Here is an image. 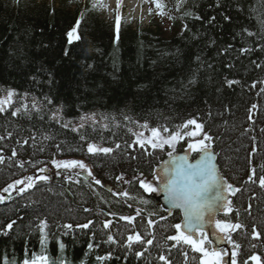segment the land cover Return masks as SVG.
<instances>
[{"label": "trees", "instance_id": "trees-1", "mask_svg": "<svg viewBox=\"0 0 264 264\" xmlns=\"http://www.w3.org/2000/svg\"><path fill=\"white\" fill-rule=\"evenodd\" d=\"M170 1L175 6H166V10H173L175 14L170 20L171 33H166L158 22L133 26L126 25L122 19L117 41L115 19L103 18L97 6L93 7L89 0H54L52 3L48 0H19L18 3L16 0H0V92L15 89L18 94L12 105L0 113V137H4L0 139V155L4 157L0 162V191L36 167H49L53 159L85 157L95 167V173L106 182L123 174L124 181H130L126 183L127 187L134 184L144 193L132 177L154 173L157 166L154 157L156 161L163 160L171 149L167 145L164 149L141 148L136 143V132L145 122L149 129L167 127L170 131H183L177 126L196 118L204 124V131L213 137L212 147L218 153L224 175L243 186L246 183L245 193L241 195L242 202H246L244 209L233 211L229 216L233 222L236 217H242L248 230L247 241L238 242L240 248H253L255 244V248L262 249L264 237L256 242L251 231L255 225L257 231L264 233V188H255L258 174L264 175V93H261L264 84L257 83L255 88L251 85L264 81V69L255 68L251 61L264 63V53L259 50L255 54L241 53L240 48L253 47L256 38L240 35L233 39V35L240 32L241 26L260 34L261 26L257 20L264 18V0H248L255 9L249 19H245L247 12H233L232 26L207 30L199 22L185 18L184 13L193 11V6L198 5L204 14H208L210 0H184L180 7H177L178 0ZM78 18L81 21L77 28L80 39L69 44L67 32L76 26ZM185 23L193 31L206 30L208 36L217 41L212 48L203 49V58L214 66L213 69L202 68L200 83L187 93L180 86L182 80L186 83L185 58L177 60L174 56L177 48L187 50L189 47L186 40L191 33L182 34ZM260 42L264 43V40ZM198 43L202 45L204 41ZM229 43L233 45L232 49L227 53L220 51ZM65 49L69 52L67 57L63 55ZM229 64L230 68L227 67ZM88 65L92 67L88 68ZM41 66L55 71L54 84L45 82L46 73H38ZM32 75L44 82L42 87L33 83ZM113 76L117 78L113 80ZM225 77L240 83L228 87L222 82ZM24 92L31 95L21 99L20 94ZM45 95L53 103L49 104ZM33 97L35 108L32 107ZM25 103L28 104L27 112L22 107ZM253 104L257 106L255 109H252ZM16 108H20V113L12 116L11 112ZM57 109H61L57 114L59 118L53 119ZM91 113L96 114V124L76 127L81 116ZM162 135L168 133L162 132ZM81 136L85 139L81 140ZM89 142L112 147L114 152L89 154ZM116 143L121 145L119 149H115ZM57 145H60L59 150ZM13 150L16 156L12 155ZM149 155H154L151 166ZM21 161L23 168L20 167ZM253 167L256 176L249 181ZM50 184L0 204V264L22 261L25 248L33 250L36 255L41 254L35 230L37 218H47L53 232L62 231L55 227L57 225L94 222L89 229L74 228L72 237H62L68 244L63 252L49 241V254L57 259L58 264L61 259L68 264H164L159 260L160 255L168 257L172 264H189L187 259L181 258L184 252L188 257L193 254L194 262L199 264L200 254L188 246L171 248L173 241L165 239L167 233L160 235L158 242L152 236L149 239L156 240L153 244L134 245L131 251L125 252L121 245L127 235L135 231L141 233V229L148 225L151 217L147 211L135 217L137 210H131L127 200L122 201L123 216L128 213L135 219L131 224L126 221L128 228L125 229L119 228L124 220L116 216L113 220L115 228L105 229L103 223L109 219L104 213H86L79 198L74 204L62 186L54 182ZM80 185L83 186L82 182ZM84 187V191L93 196L90 188ZM89 198L82 205L93 206V198ZM103 208L107 209L105 205ZM108 209L111 211L112 206ZM10 221L16 223L5 236L2 231L8 230L3 226ZM160 223L164 227L176 222L173 218H166ZM158 231L151 230V234ZM93 232L96 233L94 243L100 246L88 250L87 243ZM108 234H113L118 243H105ZM73 238L75 244L71 242ZM144 239L147 240V236L144 235ZM109 251L114 254L112 259H96ZM136 251H144V256L136 257ZM117 256L120 259H116Z\"/></svg>", "mask_w": 264, "mask_h": 264}, {"label": "snow or ice", "instance_id": "snow-or-ice-1", "mask_svg": "<svg viewBox=\"0 0 264 264\" xmlns=\"http://www.w3.org/2000/svg\"><path fill=\"white\" fill-rule=\"evenodd\" d=\"M18 3L19 0H16ZM155 3V7L159 9L161 7L160 0H153ZM184 3V0H178L177 7H180ZM116 15L114 21L115 28V39L119 40V33L121 27V0H116ZM97 5L94 4L93 7ZM101 7H107L102 3L99 5ZM194 10L191 12H185L184 16L187 19H191L194 22H199L204 29H224L225 27H230L233 25L234 17L232 15L233 12L244 14L248 13L245 16V19H249L255 13V9L252 8V5L248 3V0H210V3L207 6V13L204 14V11L199 8L198 5L193 6ZM54 11V10H53ZM152 9L149 8V14H151ZM160 15H166L164 11L159 12ZM83 13H81V17ZM264 17V14H262ZM168 19H173L171 15H168ZM80 19L76 20V26L72 27L71 30L67 32L68 43L71 44L74 40H79L80 36L77 32V28L80 25ZM257 23L261 26L260 34L258 35L257 31L250 30L247 26H241L240 32L233 35V39H236V36L246 35L249 38H256L253 47H241V53H254L259 50V52L264 53V43L260 41L264 40V18H260L257 20ZM196 30L193 31L188 23H185L182 27L183 33H191V35L187 38L186 44L189 45L187 50H182L177 48L174 56L177 60H180L181 57L185 58V62L187 64V73H186V83L182 80L180 82V86L187 93L189 89L200 83L201 78V69H213V65L208 63L203 58V49L212 48L216 45L217 41L213 37H209L207 31ZM204 41V44L200 45L198 42ZM47 47V46H45ZM233 45L228 44L227 47L221 49L220 51L227 53L229 49H232ZM219 54V53H218ZM63 55L67 57L69 52L67 49L64 50ZM255 68L264 69V63H259L256 60L251 61ZM194 65V67H193ZM92 65H88V68H91ZM227 67H231V65H227ZM115 71H119L118 68L115 67ZM39 74L46 73L45 82L48 85L54 84L55 81V71L53 69H44L41 66L38 69ZM113 80L117 77L113 76ZM31 80L33 83L40 84L43 86L44 82H41L38 79L37 75H32ZM226 83L228 87H232L236 84H239V80L227 79L224 78L222 81ZM257 83L264 84V81L253 82L251 87L255 88ZM219 91V89H218ZM261 93H264V88H261ZM18 95L15 89H8L5 98H0V113L5 112V105L11 106L13 102V97ZM21 95V99L28 97L31 95L29 92H24ZM45 100L49 104L53 103V101L45 95ZM206 103V101H205ZM25 112L28 111V104H23ZM32 107L35 108V97L32 100ZM257 106L255 104L252 105V109H255ZM61 111V109H57V112L53 113V119H56L57 114ZM251 111V109H250ZM20 113V108H16L15 111L11 112L12 116H17ZM211 116V113H209ZM107 119V117H104ZM80 121L90 120L93 123H96V114H85L81 116ZM125 119H129L125 117ZM251 119V116H249ZM58 122V121H57ZM64 127H68V124H64ZM190 126H194L192 130H188ZM80 127H83V123H81ZM107 128V125H104ZM142 127L147 128V122H145ZM183 131L177 130H169L167 127L151 128V137L141 138L143 137V133L135 134L137 136L136 143L140 145L141 148L145 146V144H150L153 149H164L165 145L171 149L167 153L170 158L168 161L164 162V167L159 171L154 170V174L151 179L147 177H143L141 174V178L132 177V179H138L139 187L146 193H156L161 192L164 194L165 200L170 205L169 208L166 209L169 215L172 213V209H178L183 213V220L181 223H176L172 225L175 229V235H168L165 237L166 240L174 241L176 245L181 243L185 245H189L194 253H200L199 264H238V249H240L241 245L236 243L231 236V233L243 227L240 223H232L229 219H216V216L223 212L225 217L228 216L229 213L233 212V208L231 207V201L225 195V193H231L235 195L240 189L233 187V185L229 184L224 177L221 175L219 171V166L216 163V154L212 150V141L213 137L208 132L204 131V124L197 121L196 118L187 119L183 124L177 126ZM77 131L78 129H73ZM163 133H168V135H162ZM11 136V133L8 134ZM198 139H194L196 137H201ZM187 140V148L185 150V154L180 155L177 154V144L185 140ZM0 139H4V137H0ZM85 137L81 136V140H84ZM255 139V137H253ZM27 143V141H24ZM57 149H60V145L56 146ZM121 145L119 143L115 144V149H119ZM87 151L89 154H104L108 155L114 152L112 147H104L98 146L95 143L89 142L87 144ZM194 152L197 154L198 158L194 160H190L188 156V152ZM255 151V149H253ZM12 155L16 156L17 153L15 150L12 151ZM4 160V157L0 155V162ZM53 165L57 169H81L87 172L88 176H92V171L88 166L81 160H56L53 159L51 161ZM20 167H24V163L20 162ZM41 173L46 172L47 168H39ZM59 174V173H57ZM79 175V173H77ZM256 176V169L253 167L251 169V174L248 176V180L252 181L253 177ZM50 176L41 175V176H26L23 179L14 180L12 183L8 184L6 187L2 189L3 193H9L10 190L15 189L16 191L23 193L27 189L33 188L36 186V181H46L49 180ZM68 179H71L69 176ZM95 184L100 185L102 181L98 178L93 177ZM117 180H123V174L116 177ZM125 183H130V181H124ZM258 183L261 188H264V175L258 177ZM20 186V187H17ZM119 195L128 197L129 193L126 190H121ZM6 197L0 194V201H3ZM148 203L147 200L144 201ZM130 206V205H129ZM88 211V209H85ZM111 215L115 216V213ZM136 215L139 216L140 212L137 210ZM155 215V213H153ZM121 220L127 221L129 224L135 219L133 216H121ZM161 219H166V217L161 216ZM38 223L36 224V233L39 246L41 248V254L36 255L33 250L25 248V258L17 262V264H58L57 259H54L49 254V249L47 247L49 241H51L61 252L67 249L68 244L64 242L62 237L73 236V229H89L90 225H93L94 222L89 220L87 223H77L73 224H64L57 225L55 227L61 228L62 231L53 232L49 225L47 218H37ZM16 221H10L3 227L8 231H2V234L7 236L9 231L14 228ZM148 225L152 226L155 222L152 219L148 220ZM112 224L111 220H105L103 223V228L108 229ZM205 225H214L215 230H218V233L223 235H218L217 231H213L212 235L217 236L218 242L226 241L229 244H232V250L229 253V250L226 248L220 247H209L213 244V241L209 239V234L205 231ZM252 237L253 239L259 240L264 237V233L257 231L255 225H253L252 229ZM96 239V233H92L91 240L87 243V249L92 250L94 248L99 247L100 245L94 243ZM73 244H75V239L71 240ZM105 243L109 244H117L115 236L108 234L107 240ZM151 245L153 244V239L145 240L140 232L135 231L131 234L127 235L126 241L122 243V248L125 252L133 249L134 245ZM253 248L256 247L255 244L252 245ZM136 257H143L144 251H136ZM113 252L109 251L105 256H97L96 259L98 261H106L113 258ZM184 257L187 259L188 253H183ZM225 257H229V260L226 261ZM127 259V256L124 257ZM6 259V258H5ZM116 259H120L119 256ZM159 260L163 261L164 264H172V261L164 256L160 255ZM195 260V257H193ZM252 261L254 264H262V259L259 255H251L248 257V260L243 261V264H248V262ZM59 264H68L66 260H60Z\"/></svg>", "mask_w": 264, "mask_h": 264}, {"label": "rangeland", "instance_id": "rangeland-1", "mask_svg": "<svg viewBox=\"0 0 264 264\" xmlns=\"http://www.w3.org/2000/svg\"><path fill=\"white\" fill-rule=\"evenodd\" d=\"M153 2V0H146L147 3H150V2ZM109 5H110V0H107L106 1ZM154 3V2H153ZM108 4H104L106 5L107 7H103V10H104V14L105 16L109 15L110 14V11L112 10H116V0L115 2L112 4V5H108ZM137 3H135V0H121V9L123 8V11H124V8H129L128 12L126 13L127 14V21L130 19V18H134V19H138L140 22H141V25L143 26H146L147 23H151V18L152 16L149 14V8H153V13L154 14H157L156 17H155V21L156 22H160L161 23V26L163 28V30L166 32V33H171L172 32V22L170 21V19H168V15H171L173 14V11H168V12H165L166 15H160L159 12H161V10L159 9H155L156 7H154V5H148L145 6L143 5L141 8L140 7H137ZM134 6V7H133ZM133 24V23H132ZM6 94H7V91L3 90L2 92H0V98H5L6 97ZM13 101H14V97H13ZM8 106V105H5V107ZM56 118H59V115H57ZM96 121L98 122L97 120V117H96ZM96 122V123H97ZM81 123H83V126L87 123H91L93 124L92 121L90 120H86V121H80L78 122V124L76 125V127H80ZM94 123V124H96ZM141 127V126H140ZM194 126H190L188 130H192ZM181 131V130H180ZM138 133H143V137L141 138H148V137H151V129L149 128H145V127H142L138 132H136V134ZM198 138H202L201 137H196L194 139H198ZM136 140H137V136H136ZM188 138L186 137L185 140H182L180 141L178 144H180L181 142H185L187 141ZM98 145V144H97ZM99 146V145H98ZM147 146H151L150 144H145L144 147H147ZM56 160H81L83 161L87 166L88 168L91 169L92 171V176H88L87 172L84 171V170H81V169H63V168H59L57 169L55 167V165H53L52 163L50 164L48 170L50 173H52V175H56V171L58 170L60 172L61 175L57 176V180L59 183H69V182H73L74 180V175L77 174V173H80V175L84 174L85 176H87L88 178L91 179V181H85L86 184L88 185V187L90 188V191H91V194L93 196H91L89 194V192L87 191H84V187L83 186H78L76 184L73 183V185H71V189L77 194L75 195L76 198L78 199L79 198V201H80V204H81V208H82V202L84 203L85 200L89 201L90 198H93V202L92 203H96L95 205L91 206L90 208V211H86V213H90V212H93V213H97V214H101V207H103L104 205H111V204H117L118 203V206H117V210H120V207H121V202L123 201L122 200V197L125 198L126 200H129L131 201L132 203H134V205H136L135 208H138L137 210H139V212H142V211H147L148 212V215L151 217L150 219H152L155 223L152 225V226H149V225H146L145 227H143L141 229V235L144 237L147 236V238H151L152 236L157 239V242H158V237L160 235H164V233H167V236L171 234V226L168 228V226H162V222L160 223V221L162 220L161 219V214L157 211V209H152L150 208V199H148V197L145 195V193H141L139 191L137 192H132V194L130 192L129 193V196L128 197H125V196H119L117 194V192H112V194L108 195L105 193V191L101 188H99V186L101 185H97L95 184V181L93 179V177L95 178H98V176L96 174H94L93 172V169L92 167L89 165V163L84 160L83 158H80V157H71V158H67V159H56ZM71 177V179H68V177ZM23 179V178H22ZM38 182V180L36 181V183ZM14 190V189H12ZM11 192V190L9 191ZM121 191H118V193H120ZM147 200L148 203H145L144 201ZM124 202V201H123ZM86 203V202H85ZM95 208H100V210L98 209H95ZM122 211V210H120ZM153 213H155V215H153ZM112 221V220H111ZM113 222V221H112ZM125 225L123 226H120L119 228H123ZM111 228H113V226L111 225L110 226ZM109 227V228H110ZM151 230L153 232H157L158 230V233L155 234V235H152L151 234ZM176 234V233H175ZM156 241V240H154ZM181 245V247L184 248V246H188L187 248L191 249V247L189 245H185L183 243L179 244ZM210 247V246H209ZM172 248V246H171ZM169 252H171V250L168 249ZM173 254H175V252L172 251ZM200 254V253H198ZM201 255V254H200ZM193 257V254L191 255V257H187V260L189 261L188 263L189 264H192V263H195L196 264V261L194 262V260L192 259ZM181 258H183V260H185L186 258L184 257V255L181 256ZM177 262V261H176ZM178 263V262H177Z\"/></svg>", "mask_w": 264, "mask_h": 264}, {"label": "water", "instance_id": "water-1", "mask_svg": "<svg viewBox=\"0 0 264 264\" xmlns=\"http://www.w3.org/2000/svg\"><path fill=\"white\" fill-rule=\"evenodd\" d=\"M213 150V149H212ZM213 152H214V150H213ZM215 153V152H214ZM177 154H180V155H183V154H185V151H183V152H179V153H177ZM188 156H189V159L191 160V152L189 151L188 153ZM216 154V153H215ZM196 158H198V157H196ZM170 158L168 157L165 161H168ZM194 160V159H193ZM164 161V162H165ZM164 162L158 167V169H157V171H159L160 169H162L163 167H164ZM216 163L218 164V161H217V154H216ZM219 166V165H218ZM219 171H220V169H219ZM221 173V172H220ZM221 175H222V173H221ZM223 176V175H222ZM224 177V176H223ZM224 179L226 180V178L224 177ZM227 181V180H226ZM225 195L228 197V193L226 192L225 193ZM159 199L161 200V203H162V205H163V207L165 208V209H167V208H169L170 207V205L168 204V202L165 200V198H164V194L163 193H161L160 192V196H159ZM88 209V208H87ZM174 210H176V209H172V212L174 211ZM178 210V209H177ZM180 211V210H179ZM182 213V212H181ZM220 213H222V212H220ZM219 213V214H220ZM182 216H183V213H182ZM205 231L209 234V239H211L212 241H213V247H220L221 246V242H218V240H217V236H213L212 235V233H213V231H215V229H214V225H205ZM217 234L218 235H221L220 233H218L217 232Z\"/></svg>", "mask_w": 264, "mask_h": 264}, {"label": "flooded vegetation", "instance_id": "flooded-vegetation-1", "mask_svg": "<svg viewBox=\"0 0 264 264\" xmlns=\"http://www.w3.org/2000/svg\"><path fill=\"white\" fill-rule=\"evenodd\" d=\"M112 180V179H111ZM113 181V182H112ZM112 181H110V182H112L113 183V185H112V188L110 189V190H108L111 194H112V192H116V187L114 186V185H121V186H123L124 184H123V182L121 181V180H117L116 178H114Z\"/></svg>", "mask_w": 264, "mask_h": 264}, {"label": "bare ground", "instance_id": "bare-ground-1", "mask_svg": "<svg viewBox=\"0 0 264 264\" xmlns=\"http://www.w3.org/2000/svg\"><path fill=\"white\" fill-rule=\"evenodd\" d=\"M111 2H113L114 0H110ZM137 1H139V0H137ZM123 228H125V229H127L128 228V226H124ZM112 229V228H111ZM113 235V234H112Z\"/></svg>", "mask_w": 264, "mask_h": 264}]
</instances>
